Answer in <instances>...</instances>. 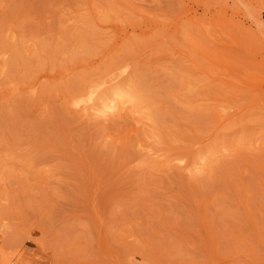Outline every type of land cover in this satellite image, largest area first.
I'll return each mask as SVG.
<instances>
[{
  "label": "rangeland",
  "instance_id": "1",
  "mask_svg": "<svg viewBox=\"0 0 264 264\" xmlns=\"http://www.w3.org/2000/svg\"><path fill=\"white\" fill-rule=\"evenodd\" d=\"M0 264H264V0H0Z\"/></svg>",
  "mask_w": 264,
  "mask_h": 264
},
{
  "label": "bare ground",
  "instance_id": "2",
  "mask_svg": "<svg viewBox=\"0 0 264 264\" xmlns=\"http://www.w3.org/2000/svg\"><path fill=\"white\" fill-rule=\"evenodd\" d=\"M126 70L127 67L123 66L108 81L105 80L88 85L74 96L71 104L76 108L91 111L93 114L102 116L119 112L124 104H137L139 100L137 93L127 82L107 84L121 76Z\"/></svg>",
  "mask_w": 264,
  "mask_h": 264
}]
</instances>
